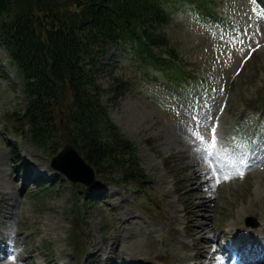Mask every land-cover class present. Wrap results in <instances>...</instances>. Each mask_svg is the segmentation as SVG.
I'll return each mask as SVG.
<instances>
[{"label":"rangeland","instance_id":"1","mask_svg":"<svg viewBox=\"0 0 264 264\" xmlns=\"http://www.w3.org/2000/svg\"><path fill=\"white\" fill-rule=\"evenodd\" d=\"M211 1L220 21L179 5L165 29L184 60L197 63L198 76L209 82L203 94L183 85V95L172 93L159 73L146 80L131 55L113 47L103 60L98 75L103 88H110L116 75L130 81L116 105L107 100L110 95L104 102L122 133L136 143L149 177L144 187L111 185L96 173L94 189L74 194L64 183L67 178L51 166L50 152L6 129L5 113L24 110L25 99L0 44V255L14 256L0 264H49L44 242L54 249V264H213L201 259L208 251L225 257L223 264H244L242 255L253 264L264 259V237L242 251L247 234L237 231L249 229L245 221L251 216L258 227L264 218V122L256 127L264 109L238 126L239 114L253 109L246 98L264 90V11L253 0ZM259 129L251 143L249 136ZM8 143L18 145L19 158L31 166L29 180L23 182L13 167ZM114 172L119 178L120 171ZM38 178L57 179L53 185L59 191L41 186L28 193L41 184L33 183ZM100 190L93 209L80 204L94 257L77 262L67 246L70 211L77 195L87 201ZM204 236L210 245L202 242Z\"/></svg>","mask_w":264,"mask_h":264},{"label":"trees","instance_id":"2","mask_svg":"<svg viewBox=\"0 0 264 264\" xmlns=\"http://www.w3.org/2000/svg\"><path fill=\"white\" fill-rule=\"evenodd\" d=\"M167 1L0 0V40L26 101L24 112L6 116L16 135L28 133L36 147L57 152L56 139L64 133L110 184L144 185L148 176L136 144L109 118L96 75L113 43L127 45L149 67L185 78L189 72L179 50L169 35L157 32L169 21ZM124 90L119 81L108 91L113 104ZM114 170H120V178H113ZM72 187L84 189L81 184ZM76 211L68 243L80 259L87 252L86 222L81 210ZM45 253L52 255L51 246Z\"/></svg>","mask_w":264,"mask_h":264},{"label":"water","instance_id":"3","mask_svg":"<svg viewBox=\"0 0 264 264\" xmlns=\"http://www.w3.org/2000/svg\"><path fill=\"white\" fill-rule=\"evenodd\" d=\"M53 166L73 182H81L88 187L94 185L92 169L69 146L53 160Z\"/></svg>","mask_w":264,"mask_h":264},{"label":"bare ground","instance_id":"4","mask_svg":"<svg viewBox=\"0 0 264 264\" xmlns=\"http://www.w3.org/2000/svg\"><path fill=\"white\" fill-rule=\"evenodd\" d=\"M198 178V177H197ZM199 179V178H198ZM205 182V181H204ZM204 184V183H203ZM205 186V185H204ZM197 188V187H196ZM204 191V190H203ZM198 192V191H197ZM262 223H261V226L259 227V228H257L256 229V232L257 233H259V236H261V237H264V218L262 219V221H261ZM199 227L200 226H198L197 228H198V231H200V230H202L201 228L199 229ZM203 228V227H202ZM244 229L245 228H243V227H240L239 229H238V231H244ZM204 231V230H203ZM202 232V231H201ZM205 232V231H204ZM204 239H206V241H203ZM202 242H204V243H206V245L208 246V245H210V239H209V237H206V236H204L203 237V239H202ZM212 245V244H211ZM206 246V247H207ZM210 248V247H209ZM204 249V248H203ZM206 252V251H205ZM216 252L215 251H208V252H206L204 255H202L201 256V259L203 260V261H205V260H209L210 262H212L213 264H223L224 262H225V257H223V256H216ZM8 256V254L7 253H5V254H2V255H0V260L2 261V260H5V259H8L9 257H7ZM218 258H219V260H218ZM202 261V262H203ZM262 264H264V260H262Z\"/></svg>","mask_w":264,"mask_h":264},{"label":"snow or ice","instance_id":"5","mask_svg":"<svg viewBox=\"0 0 264 264\" xmlns=\"http://www.w3.org/2000/svg\"><path fill=\"white\" fill-rule=\"evenodd\" d=\"M213 136H215V129H213ZM239 174H243V171H239ZM225 178L227 179L228 176L226 175ZM9 258H14V256H10Z\"/></svg>","mask_w":264,"mask_h":264}]
</instances>
